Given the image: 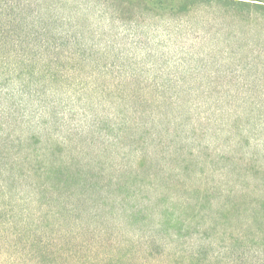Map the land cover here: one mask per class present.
I'll return each instance as SVG.
<instances>
[{"label":"rangeland","instance_id":"1","mask_svg":"<svg viewBox=\"0 0 264 264\" xmlns=\"http://www.w3.org/2000/svg\"><path fill=\"white\" fill-rule=\"evenodd\" d=\"M55 2L40 0L33 10L44 13L43 9L52 11L55 4L63 3L64 6L56 8V17L65 22L53 26L45 23V35L12 41L6 48L10 52L0 54V61L13 64L18 59L48 64L43 73L47 75L40 76L39 85L50 102L44 109L43 121L51 123V118H58L62 111L65 115L60 121L72 117L68 121L78 134L68 137L66 147L51 144L45 152L48 162L67 159L72 163L68 175L64 174L68 181L60 184L61 188L56 187L61 202L84 204L78 215L85 221L83 211L89 206H97L96 212L107 219L102 209L103 204L111 205L106 200L107 193L113 191L117 177L131 176L126 166L142 150L146 162L138 172H133L135 187L143 191L142 197H157L159 208H169V217L174 219L172 225L176 220L183 222L178 223L183 225L175 231L178 251L185 253L194 244L202 245L203 261L207 255L226 248L240 250L252 246L254 236L264 234V14L242 13L243 19H250L247 23L234 21L217 11L191 19L189 27L207 33L195 45L197 53H216L202 59L181 57L175 54L178 47L173 49L171 45L159 47L150 41L140 46L129 44L120 28L123 24L117 23L122 26L111 32L110 17L100 18L93 0ZM162 25L146 19L136 29L141 38L151 39L152 29ZM36 31L38 27L32 30ZM65 33L69 37H64ZM76 33L82 35L78 40L74 38ZM114 33L119 35L113 38ZM189 45L191 41L187 42ZM107 63H115L116 72L110 73ZM1 77L0 83L4 84ZM21 81L0 87V113L6 114L10 103L18 98L22 103L15 109L27 113L26 98L17 95L14 99H3L4 92L16 90ZM126 90L147 93V105L135 104L130 108L131 103L127 113L123 103L118 102ZM156 90L178 95V104L168 100L152 103ZM134 108L137 110L132 112ZM125 115L129 121L137 116V122L144 127L134 138V147V139L124 135L132 133L137 123L128 122V128L121 133ZM6 116L0 115L3 137L11 132L3 130L4 126L14 121ZM94 123H98L96 131L91 128ZM25 125L16 121L15 138L29 133ZM54 128L51 123L48 132ZM155 130L162 138L157 150L154 145L149 147ZM59 135H64L63 129ZM8 151L13 155L18 148L13 145ZM33 151L38 152V147H33ZM243 162L250 163L248 174L243 170ZM33 174L29 177L20 174L10 185L12 194L22 197L21 204L27 208L32 206L28 199L30 181L40 183L44 177L39 172ZM151 174L156 175V180L148 178ZM60 179L61 175H54L51 180L56 183ZM120 186L118 191L127 194L125 203H129L130 190ZM42 193L38 204L47 211L48 192ZM148 217L146 210L137 217V223L148 225ZM127 229L130 236L146 235L139 228ZM237 237H242L245 243L236 242ZM156 251L160 253L162 248ZM179 261L193 262L184 254H180Z\"/></svg>","mask_w":264,"mask_h":264},{"label":"trees","instance_id":"2","mask_svg":"<svg viewBox=\"0 0 264 264\" xmlns=\"http://www.w3.org/2000/svg\"><path fill=\"white\" fill-rule=\"evenodd\" d=\"M39 1L0 0V54L4 56L7 54L5 52H10L6 48L12 41H20V38L26 40L27 36L45 35V23L53 26L64 21L56 17L58 11L56 8L64 6L63 3L55 4L52 11L43 9L44 13H42L40 10L39 13L45 15L42 17L33 10ZM55 1L57 3L59 0ZM93 2V8L100 12L98 13L100 18L110 17L111 32L123 24L124 27L120 28L129 44L140 46L141 43L146 44L150 41L159 47L171 45L173 49L178 47L179 51L175 54L181 57L202 59L214 56L216 53H197L195 45L201 43L207 33L189 27L191 19L217 11L234 21L247 23L250 19H243L242 13L246 12L251 16L264 14V0H93ZM146 19L163 24L160 28L152 29L149 34L151 39L149 36L141 38L136 29L139 25H143ZM36 27L39 31L32 32ZM19 28L24 34L17 32ZM118 35L114 33L113 38ZM81 36L80 33H76L74 38L78 40ZM64 37H69L68 33H65ZM188 41H191L189 46H187ZM47 68L49 65L45 62L35 63L17 59L13 64H7L0 61V75L4 78L1 81L4 84L0 83V87L3 88L6 83L22 79L19 88L4 92L3 99H14L18 95L22 99L26 98L29 103L27 109L25 107V110H28L26 114L15 109L22 103L19 101L20 98L10 103L11 106L6 114L0 113L1 116L7 115V118L11 117L14 120L7 123L3 129L11 132L4 137L0 136V178L2 179H0V264H183L179 261L180 254L192 260V264H264L263 233L254 236L252 246L245 247L246 249L226 248L215 255H207L203 261L200 260L202 245L194 244L192 250L185 253L178 251V234L175 231L177 226L183 225L178 223L183 222L176 220V224L172 225L174 219L169 217V208H159L160 200L157 197L151 195L142 197L143 191L140 192V188L135 187L136 176H133V172H138L146 162L142 150H139L136 159L126 166L127 173H131V176L117 177L118 180L116 179L117 181L112 184L113 191L107 193L106 200H109L111 205H102L107 219L96 212L97 206H89L88 210L83 211L87 217L85 221L78 215L79 207L85 208L84 204L61 202V193L58 189L61 188L60 184L68 181L69 178L65 175H68L72 163L67 159L48 162L45 152L51 144H56L59 148L66 147L69 142L68 137L78 133L75 126L69 123L72 121L71 115L67 116L69 121H60L65 115L64 111L58 118H51L55 128L53 132H48L51 123L47 120L43 121V112L50 102L47 100V92L39 89L40 76L47 75L43 74ZM106 68L111 73L116 72L118 67L115 63H107ZM53 69L57 74L58 68ZM53 75L51 74V79ZM124 92L122 97L118 98V102L123 103L127 113L131 103L133 105L130 108L136 106L135 104L147 105V93H136L134 90ZM167 100L178 104L180 99L178 95H169L163 90H156L152 103H162ZM52 105H55L54 101ZM136 110L134 108L132 112ZM137 119L135 115L132 116L131 121L127 115L122 119L121 133L123 129L128 128V122L137 123L132 133L125 132L126 138H136L138 132L144 128ZM16 121L26 124L25 127L29 132L26 136L14 137ZM111 125L115 126L116 123ZM91 128L98 130V123L92 124ZM61 129L64 135H59ZM153 136L149 147L154 145L157 150L162 138L156 130ZM134 143L135 139L132 141L133 147ZM13 145L18 148V153L12 155L8 149ZM130 146L131 144L128 147ZM33 147H38V152L35 153ZM178 150L181 151V148ZM134 151L137 149L134 148ZM247 165L249 166L250 163L243 162L242 167L248 174ZM12 169H15V172ZM37 172L44 177L40 183L30 181L28 199L32 206L23 207L21 204L23 198L15 197L10 185L19 179L20 174L29 177L33 173L36 175ZM54 175H61L60 182L55 183L51 180ZM130 177L133 180H130ZM148 178L154 181L156 175L151 174ZM120 185L130 190L129 203H125L127 199L124 195L127 197V194L118 191ZM43 190L48 192L49 197L46 203L49 207L47 211L39 205ZM140 196L142 200H139ZM146 210L149 211L148 225L140 226L137 217ZM127 227L144 230L146 235L130 236ZM235 241L245 243L242 237H237ZM209 245L216 244L209 243ZM158 247L162 248L160 253L156 251Z\"/></svg>","mask_w":264,"mask_h":264}]
</instances>
